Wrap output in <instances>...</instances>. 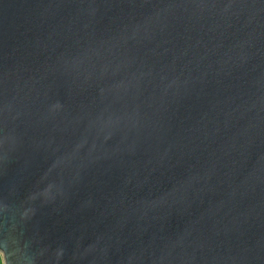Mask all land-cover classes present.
<instances>
[{
    "label": "water",
    "instance_id": "95a60500",
    "mask_svg": "<svg viewBox=\"0 0 264 264\" xmlns=\"http://www.w3.org/2000/svg\"><path fill=\"white\" fill-rule=\"evenodd\" d=\"M4 264H264V0H0Z\"/></svg>",
    "mask_w": 264,
    "mask_h": 264
},
{
    "label": "rangeland",
    "instance_id": "374dc122",
    "mask_svg": "<svg viewBox=\"0 0 264 264\" xmlns=\"http://www.w3.org/2000/svg\"><path fill=\"white\" fill-rule=\"evenodd\" d=\"M0 264H4V257L1 252H0Z\"/></svg>",
    "mask_w": 264,
    "mask_h": 264
}]
</instances>
